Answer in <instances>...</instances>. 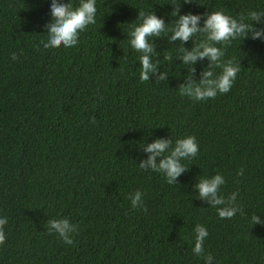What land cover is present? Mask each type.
Wrapping results in <instances>:
<instances>
[{
    "label": "trees",
    "instance_id": "16d2710c",
    "mask_svg": "<svg viewBox=\"0 0 264 264\" xmlns=\"http://www.w3.org/2000/svg\"><path fill=\"white\" fill-rule=\"evenodd\" d=\"M49 3L0 0V264H204L191 251L196 224L213 264H264V225L251 221L264 220V41L215 42L223 55L213 74L229 60L239 71L227 92L196 101L179 85L199 80L209 62L184 64L180 49L205 34L169 39L175 6L200 14L198 23L217 10L251 22L264 0H96L95 23L76 45L44 48ZM149 12L169 30L148 37L154 68L141 81L129 34ZM185 135L198 150L180 158L185 170L172 184L139 167L144 144L164 137L171 148ZM215 173L220 195L236 193L230 218L194 186ZM137 189L143 208L130 205ZM59 217L77 226L71 244L47 228Z\"/></svg>",
    "mask_w": 264,
    "mask_h": 264
},
{
    "label": "clouds",
    "instance_id": "9594fccd",
    "mask_svg": "<svg viewBox=\"0 0 264 264\" xmlns=\"http://www.w3.org/2000/svg\"><path fill=\"white\" fill-rule=\"evenodd\" d=\"M189 2V0H185ZM178 6H175L171 15L176 19L171 25V35L169 39L186 41L195 33H204L205 39L195 44L191 50L183 47L180 49V59L184 64H194L198 58L208 59V66L205 67L199 80H190L187 84L179 85V92L182 96L199 101L209 97H214L217 93L227 92L239 71L238 63L225 61L221 66V71L214 75L212 66L221 65L220 57L223 55L221 48L215 46V42L228 41L237 37L248 36L250 39H260L264 41V28L260 25L264 12L250 11L247 14V21L241 17L238 21L234 17L222 11H210L204 15L202 23L200 14L191 12L178 13ZM49 10L51 19L46 25L47 39L41 41L44 48L63 46L72 47L77 44V37L80 31L84 30L88 24L95 23L96 0H79L73 7L71 0H50ZM140 22L132 28L129 34V44L132 49L141 53L139 57L140 70L139 79L145 81L148 74L153 70L154 65L150 62L149 53L153 51L152 45L148 42V37L158 36L162 32H167L165 22L152 12L148 14L138 13ZM15 58V53L12 54ZM168 59V56H165ZM163 79V73L160 76ZM170 141L164 137H156L151 142L144 144L143 149L148 153L146 160L140 161V168H151L161 172L167 181L172 184L175 178L180 175L185 166L180 162L182 157L195 156L198 150L195 138L192 135L178 137L174 145L169 148ZM167 150V151H166ZM160 156L157 161L155 158ZM224 183L221 174L215 173L204 176L196 180L195 187L199 198L206 200L209 206L216 208L220 218L232 217L239 208L233 203L236 193H230L227 197L219 194V186ZM142 192L137 189L129 195L130 205L133 208H143ZM252 223L264 225L256 214L251 217ZM7 222V218L0 216V242L4 240L2 226ZM49 231L56 233L65 243H72V234L77 231V226L71 223L66 217L51 218L47 220ZM192 253L203 259L204 264H213V256L203 248L204 238L208 235L206 228L201 224H196L193 228Z\"/></svg>",
    "mask_w": 264,
    "mask_h": 264
}]
</instances>
